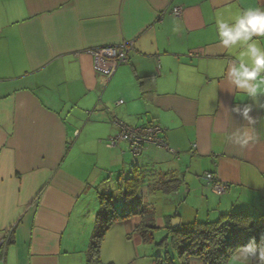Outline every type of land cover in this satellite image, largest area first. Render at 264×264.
<instances>
[{
    "label": "crops",
    "instance_id": "obj_1",
    "mask_svg": "<svg viewBox=\"0 0 264 264\" xmlns=\"http://www.w3.org/2000/svg\"><path fill=\"white\" fill-rule=\"evenodd\" d=\"M257 3L264 0H0V264H86L98 193L127 210L119 183L134 163L146 170L137 195L156 228L237 210L264 225V109L250 112L253 142L225 139L247 124L231 108L251 101L216 75L218 62L238 55L219 43L216 18ZM128 43L127 62L105 79L87 51ZM113 119L160 126L167 148L147 144L134 158L126 142L110 146ZM205 172L227 192L215 194ZM158 180L179 185L156 191ZM140 221L119 222L128 234Z\"/></svg>",
    "mask_w": 264,
    "mask_h": 264
},
{
    "label": "trees",
    "instance_id": "obj_2",
    "mask_svg": "<svg viewBox=\"0 0 264 264\" xmlns=\"http://www.w3.org/2000/svg\"><path fill=\"white\" fill-rule=\"evenodd\" d=\"M127 145L131 156L137 157L131 153L129 144ZM146 176V170L134 163L128 174L122 178L119 187L128 206L125 211L117 209L109 193H98L100 210L96 216L86 264H104L100 258V249L105 233L112 224L127 217L138 215L141 221L135 231L142 241L152 240V232L156 229L154 210L137 195V190ZM153 183L154 190L166 192L173 191L179 185L177 180H158V183ZM165 228L167 237L158 245L164 246L169 238L172 251L180 264H191L192 260H197L200 264H226L234 248L247 244L250 240H255L258 245L264 231L261 217L252 216L246 210L230 211L220 214L215 220L182 223L176 227H172L168 220ZM170 252L165 248L163 255L156 256V264H173V255Z\"/></svg>",
    "mask_w": 264,
    "mask_h": 264
},
{
    "label": "clouds",
    "instance_id": "obj_3",
    "mask_svg": "<svg viewBox=\"0 0 264 264\" xmlns=\"http://www.w3.org/2000/svg\"><path fill=\"white\" fill-rule=\"evenodd\" d=\"M215 25L219 43L230 52L238 50V55L231 60L217 63L216 75L226 76L232 87L251 101L243 107L231 108L230 111L238 113L247 124L226 134L225 139L245 147L254 141L248 131L255 123L250 112L254 106L264 109V5H248L228 19L217 17ZM259 239L258 245L250 240L234 248L226 264H264V234Z\"/></svg>",
    "mask_w": 264,
    "mask_h": 264
},
{
    "label": "built area",
    "instance_id": "obj_4",
    "mask_svg": "<svg viewBox=\"0 0 264 264\" xmlns=\"http://www.w3.org/2000/svg\"><path fill=\"white\" fill-rule=\"evenodd\" d=\"M181 11V6H176L172 9V13L177 16L180 15ZM130 47L128 43L120 46L98 47L90 49L87 52L93 57L95 70L102 73L106 79L118 65L127 62V54ZM116 103L120 104L122 100ZM113 122L117 131L110 140V146H115L117 141H125L129 144L130 151L134 156H138L147 144H154L159 147L167 148L163 139L160 137L162 128L156 124L130 126L118 119H113ZM204 177L206 183L210 185L211 190L217 195H222L229 189V185L218 181L212 172H205ZM2 245H5L4 240L0 242V247ZM2 254H4L3 251Z\"/></svg>",
    "mask_w": 264,
    "mask_h": 264
},
{
    "label": "rangeland",
    "instance_id": "obj_5",
    "mask_svg": "<svg viewBox=\"0 0 264 264\" xmlns=\"http://www.w3.org/2000/svg\"><path fill=\"white\" fill-rule=\"evenodd\" d=\"M131 156V155H130ZM104 178H101L100 182L112 181L118 178V172L116 171L112 175L109 172H104ZM119 207V206H118ZM113 226L107 234H105L102 243V256L101 259L112 258L115 260V264H150V259H155L158 255H163L165 248L173 255V264H180L177 262V257L173 253L170 239H166V246L158 245V243L165 237H167V231L164 229L156 228L152 232V240L144 242L138 240L137 232L131 231L126 234V230L123 226L124 223ZM139 235V234H138ZM120 236V237H119ZM140 236V235H139Z\"/></svg>",
    "mask_w": 264,
    "mask_h": 264
},
{
    "label": "water",
    "instance_id": "obj_6",
    "mask_svg": "<svg viewBox=\"0 0 264 264\" xmlns=\"http://www.w3.org/2000/svg\"><path fill=\"white\" fill-rule=\"evenodd\" d=\"M179 225V220L177 218L171 219V226L176 227Z\"/></svg>",
    "mask_w": 264,
    "mask_h": 264
}]
</instances>
